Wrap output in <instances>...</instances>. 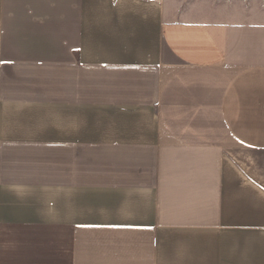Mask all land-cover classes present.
Masks as SVG:
<instances>
[{"label": "crops", "instance_id": "crops-1", "mask_svg": "<svg viewBox=\"0 0 264 264\" xmlns=\"http://www.w3.org/2000/svg\"><path fill=\"white\" fill-rule=\"evenodd\" d=\"M181 1L0 0V264H264V12Z\"/></svg>", "mask_w": 264, "mask_h": 264}, {"label": "rangeland", "instance_id": "rangeland-1", "mask_svg": "<svg viewBox=\"0 0 264 264\" xmlns=\"http://www.w3.org/2000/svg\"><path fill=\"white\" fill-rule=\"evenodd\" d=\"M181 2H188V3L192 2V3H194V5L201 4V5H209V6H213V4H215V3H224V4L235 3V4H248V5L249 4H257L258 6H260L262 8V10L264 12V0H182ZM246 14L251 15L252 12H247Z\"/></svg>", "mask_w": 264, "mask_h": 264}]
</instances>
